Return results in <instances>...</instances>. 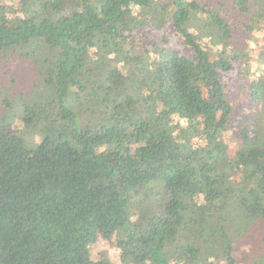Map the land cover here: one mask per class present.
Masks as SVG:
<instances>
[{"label": "trees", "instance_id": "obj_1", "mask_svg": "<svg viewBox=\"0 0 264 264\" xmlns=\"http://www.w3.org/2000/svg\"><path fill=\"white\" fill-rule=\"evenodd\" d=\"M18 1L9 17L0 0V63L36 54L43 92L19 103L23 135L0 124V264H112L99 240L127 264H237L248 236L243 263L264 264V123L233 157L224 139L231 92L264 110V51L255 76L229 47L264 0Z\"/></svg>", "mask_w": 264, "mask_h": 264}, {"label": "rangeland", "instance_id": "obj_2", "mask_svg": "<svg viewBox=\"0 0 264 264\" xmlns=\"http://www.w3.org/2000/svg\"><path fill=\"white\" fill-rule=\"evenodd\" d=\"M201 5H216L218 2H223V0H198ZM3 4L7 10L8 16H12L13 12H16L17 15L23 16V12L20 8V3L18 0H3ZM250 15H256L260 11L259 7L251 3L250 6ZM41 16H44L43 14ZM203 20V19H202ZM202 29V28H201ZM243 27L241 31L235 35L233 42L229 46L230 49H235L244 52L248 59H252L251 66L252 72L255 76H259L262 72L259 70L260 66L256 59L260 55V52L264 51V26L257 25L253 31H250V34H243ZM174 35V32H172ZM203 38V42L207 43L210 38L206 37V34ZM218 49V48H217ZM28 50H22L21 52H16L13 56L5 61L0 63V124L3 119L11 117L14 115V119L11 124L5 127V133L9 137L11 136H20L25 132V125L23 121V115L21 112L20 104L22 105L33 101L29 96L30 84L33 86L36 96L40 95L43 91L41 86V77H38V74L32 75L33 67L32 61L37 59V55L30 54L28 58H25V55ZM42 53L45 57H51L53 59L57 58V51L50 50L49 47H39L38 54ZM31 53V50H30ZM246 57L244 58L245 60ZM34 58V59H33ZM28 63H30L28 65ZM35 72V71H34ZM32 75V76H31ZM240 79V75L233 77L234 79ZM15 82L14 84H12ZM236 89V88H235ZM23 93V94H20ZM16 95L15 97H12ZM20 94V95H19ZM232 93V98L234 97L233 102V114L230 127L225 133L224 139L228 147L229 156L233 157L239 146H241V135H240V126L243 124H252L254 122L264 123V110L262 107L254 103L251 99H247L244 94H239L237 97ZM10 100V101H9ZM11 102V103H10ZM11 111V112H10ZM8 119V118H7ZM182 127L187 126V122L184 120L176 119ZM26 135V134H25ZM37 135H33V140H26V154L32 149V144L39 141ZM10 138V137H9ZM35 140V141H34ZM264 164V160H262ZM261 229L264 231V221L260 223ZM252 236L245 237L243 241L239 240L235 244L234 249V258L237 264L243 263V254L245 252H256L257 248L253 247L251 244ZM106 254L111 260L112 264H127L130 262L131 258L128 256H123L122 252L112 246V244L106 240H99L91 248V258H98L99 255ZM210 261H214L215 258H209ZM217 264H225L224 262H218Z\"/></svg>", "mask_w": 264, "mask_h": 264}]
</instances>
